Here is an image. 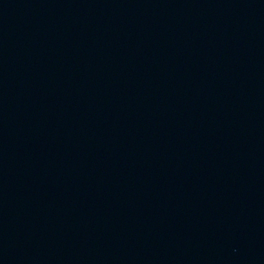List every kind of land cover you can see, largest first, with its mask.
<instances>
[{
    "label": "water",
    "instance_id": "95a60500",
    "mask_svg": "<svg viewBox=\"0 0 264 264\" xmlns=\"http://www.w3.org/2000/svg\"><path fill=\"white\" fill-rule=\"evenodd\" d=\"M0 264H264V0H0Z\"/></svg>",
    "mask_w": 264,
    "mask_h": 264
}]
</instances>
